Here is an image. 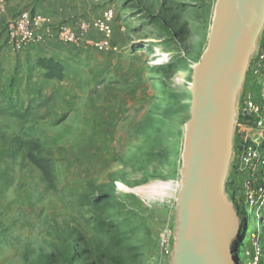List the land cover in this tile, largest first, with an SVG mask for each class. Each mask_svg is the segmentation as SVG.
Masks as SVG:
<instances>
[{
  "label": "rangeland",
  "instance_id": "rangeland-1",
  "mask_svg": "<svg viewBox=\"0 0 264 264\" xmlns=\"http://www.w3.org/2000/svg\"><path fill=\"white\" fill-rule=\"evenodd\" d=\"M35 1L53 24L90 30L17 52L7 27L29 9L0 16V264H171L160 238L177 221L193 75L218 0ZM32 155L52 162L54 189ZM234 203L257 231L264 209Z\"/></svg>",
  "mask_w": 264,
  "mask_h": 264
},
{
  "label": "water",
  "instance_id": "water-1",
  "mask_svg": "<svg viewBox=\"0 0 264 264\" xmlns=\"http://www.w3.org/2000/svg\"><path fill=\"white\" fill-rule=\"evenodd\" d=\"M264 28V0H218L195 67L171 264H237L238 219L227 182L238 104Z\"/></svg>",
  "mask_w": 264,
  "mask_h": 264
},
{
  "label": "built area",
  "instance_id": "built-area-1",
  "mask_svg": "<svg viewBox=\"0 0 264 264\" xmlns=\"http://www.w3.org/2000/svg\"><path fill=\"white\" fill-rule=\"evenodd\" d=\"M9 1L0 0V16L5 12ZM112 17V11H107L104 15V19L108 21ZM89 30L90 24L83 20L55 25L52 19L28 10L9 22L7 44L13 51L21 52L29 45L43 41L45 35L62 44H80ZM93 44L97 47L105 45L101 41ZM249 73L264 89V43L259 45L251 61ZM238 115L235 133V143L238 142V146L234 149L233 163L237 177L241 179L237 198L242 199L251 208V212L257 206L261 215L264 209V93L255 96L252 91L244 90L239 99ZM254 217L256 221V216ZM261 231H264L263 223L248 236L250 250L245 251V264H261L264 244ZM174 233L175 226L169 223L162 230L160 245L166 258H170L173 252Z\"/></svg>",
  "mask_w": 264,
  "mask_h": 264
},
{
  "label": "trees",
  "instance_id": "trees-1",
  "mask_svg": "<svg viewBox=\"0 0 264 264\" xmlns=\"http://www.w3.org/2000/svg\"><path fill=\"white\" fill-rule=\"evenodd\" d=\"M263 39H264V36H263ZM262 43H264L263 40H262ZM235 146L237 148L238 142L235 143ZM29 160L32 163V165H34L40 171L47 186L50 189H54L56 186V174H55V170H54L52 162L49 159L42 158L39 156H33V155L29 157ZM240 186H241V179L237 177L235 166H233V169L231 171V176H230L229 190H230V195L232 199L235 201L236 199H238L237 196L239 194L238 192H239ZM239 200L240 202L243 203L242 199H239ZM250 217H252L253 224H255L254 222L255 217L252 215ZM242 221H244V224L241 230V234L238 237L237 242L235 243V254H236L237 264H245V261H246L245 251L250 250V245H249V248H247L246 243H245L246 240H248V236L250 235L248 234L249 217L243 218ZM261 264H264V244H263V258L261 260Z\"/></svg>",
  "mask_w": 264,
  "mask_h": 264
},
{
  "label": "crops",
  "instance_id": "crops-1",
  "mask_svg": "<svg viewBox=\"0 0 264 264\" xmlns=\"http://www.w3.org/2000/svg\"><path fill=\"white\" fill-rule=\"evenodd\" d=\"M24 8V10L26 9H29V11L31 12H37V13H40L39 11L43 10V6L41 3L39 2H36L35 0H15V1H9L7 3V6H6V10H11V9H14V10H22ZM51 8V7H50ZM36 9V10H34ZM23 10V11H24ZM251 78H252V75L249 73L247 74V77H246V81H245V84H244V90H247V91H252L254 89H252V82H251Z\"/></svg>",
  "mask_w": 264,
  "mask_h": 264
}]
</instances>
